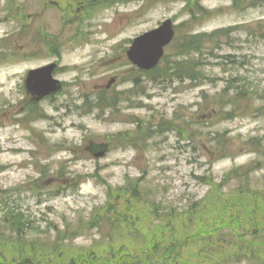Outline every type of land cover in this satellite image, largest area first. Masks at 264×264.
<instances>
[{
    "label": "rangeland",
    "instance_id": "1",
    "mask_svg": "<svg viewBox=\"0 0 264 264\" xmlns=\"http://www.w3.org/2000/svg\"><path fill=\"white\" fill-rule=\"evenodd\" d=\"M93 1L0 0V189L13 193L0 201L31 214V232L42 237L89 216L109 188L140 177L161 199L163 217L144 219L145 205L132 217L142 227L164 226L195 196L214 190L208 177L218 184L242 168L251 171L250 183L230 208L245 217L248 231L264 224V213L252 207L264 205V5L98 0L91 7ZM167 18L176 26L169 59L184 37L203 34L192 56L200 63L196 81H153L127 57L131 39ZM50 62L58 63L63 88L34 102L26 74ZM218 141L228 150L215 153ZM91 143L105 150L95 155ZM238 187L232 180L223 192L233 199ZM246 203L248 212L238 211ZM96 237L97 229L87 230L74 245ZM196 239L201 257L184 264H264L259 252L217 262L209 252L219 250Z\"/></svg>",
    "mask_w": 264,
    "mask_h": 264
},
{
    "label": "trees",
    "instance_id": "2",
    "mask_svg": "<svg viewBox=\"0 0 264 264\" xmlns=\"http://www.w3.org/2000/svg\"><path fill=\"white\" fill-rule=\"evenodd\" d=\"M247 1L234 0V7L243 8ZM253 2L264 4V0ZM91 3L94 7L98 0ZM196 7L199 12L204 11L199 5ZM202 36L200 33L184 37L176 44L175 57L169 59L165 55L156 68L137 72L153 81H196L200 77V63L192 56L201 51ZM217 144L215 153L228 150L225 141ZM250 172L234 168L218 184L215 178L208 177L206 182L214 188L211 193L200 200L195 196L184 205V211L176 213L166 225L147 228L139 226L140 221L132 217L136 206L149 208L148 215L142 216L144 219H158L163 217L162 201L144 186L142 178L127 177L123 185L109 188L103 205L92 209L89 216L74 223L67 222L63 227L54 225V231L42 237H34L31 232L32 215L8 202L13 194L11 190L0 189V198L4 194L8 196L7 201H0V264H184L188 258L201 257L199 251L193 250L197 237H202L203 248L219 250L209 252L217 262H234L256 256L257 252L264 256V224L248 231L245 217L230 208H235V199L245 193ZM232 180H237L239 185V194L233 199L223 192ZM239 207L238 211L248 212L251 205L246 203ZM252 207L254 211L259 210L257 215L264 213L260 202L259 205L253 202ZM207 209L212 211L206 212ZM94 229L98 231V238L83 247L74 245L85 231Z\"/></svg>",
    "mask_w": 264,
    "mask_h": 264
},
{
    "label": "water",
    "instance_id": "3",
    "mask_svg": "<svg viewBox=\"0 0 264 264\" xmlns=\"http://www.w3.org/2000/svg\"><path fill=\"white\" fill-rule=\"evenodd\" d=\"M175 29L171 19L165 20L159 27L143 33L133 40L127 54L129 59L140 68L152 69L162 58L164 48L174 38ZM56 63L32 69L26 77V87L35 100L57 91L62 87L60 80L54 78Z\"/></svg>",
    "mask_w": 264,
    "mask_h": 264
}]
</instances>
